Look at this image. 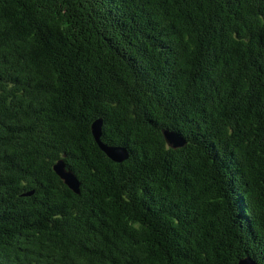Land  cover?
<instances>
[{
  "label": "trees",
  "instance_id": "obj_1",
  "mask_svg": "<svg viewBox=\"0 0 264 264\" xmlns=\"http://www.w3.org/2000/svg\"><path fill=\"white\" fill-rule=\"evenodd\" d=\"M246 257L264 264V0H0V264Z\"/></svg>",
  "mask_w": 264,
  "mask_h": 264
},
{
  "label": "water",
  "instance_id": "obj_2",
  "mask_svg": "<svg viewBox=\"0 0 264 264\" xmlns=\"http://www.w3.org/2000/svg\"><path fill=\"white\" fill-rule=\"evenodd\" d=\"M102 121L95 120L91 125V134L101 149L112 161L116 163H123L129 159L130 153L124 147L109 146L101 141L102 136ZM163 137L168 147L171 149H179L185 146V141L178 135L163 131ZM53 170L56 175L63 181V183L74 193H79V182L75 174L66 167L62 160H59L54 166ZM238 264H257L251 258L246 257L241 259Z\"/></svg>",
  "mask_w": 264,
  "mask_h": 264
}]
</instances>
